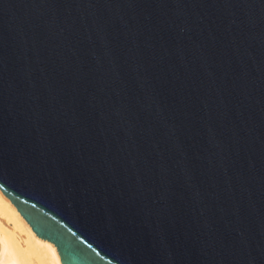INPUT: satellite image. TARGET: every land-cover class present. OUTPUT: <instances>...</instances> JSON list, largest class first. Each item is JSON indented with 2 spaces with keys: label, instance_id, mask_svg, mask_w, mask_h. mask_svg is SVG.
<instances>
[{
  "label": "water",
  "instance_id": "water-1",
  "mask_svg": "<svg viewBox=\"0 0 264 264\" xmlns=\"http://www.w3.org/2000/svg\"><path fill=\"white\" fill-rule=\"evenodd\" d=\"M0 191L62 264H264V0H0Z\"/></svg>",
  "mask_w": 264,
  "mask_h": 264
},
{
  "label": "bare ground",
  "instance_id": "bare-ground-1",
  "mask_svg": "<svg viewBox=\"0 0 264 264\" xmlns=\"http://www.w3.org/2000/svg\"><path fill=\"white\" fill-rule=\"evenodd\" d=\"M0 264H62L56 247L35 234L1 191Z\"/></svg>",
  "mask_w": 264,
  "mask_h": 264
}]
</instances>
